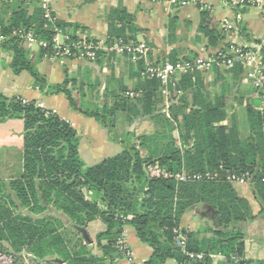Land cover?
Listing matches in <instances>:
<instances>
[{
    "label": "trees",
    "instance_id": "obj_1",
    "mask_svg": "<svg viewBox=\"0 0 264 264\" xmlns=\"http://www.w3.org/2000/svg\"><path fill=\"white\" fill-rule=\"evenodd\" d=\"M23 2L14 0L9 19L0 16V44L12 55L10 66L14 73L29 71L34 86L44 94H65L73 110L94 117L123 150L87 165L79 152L80 135L69 121L34 100L8 97L0 91V122L17 118L22 119L24 125L23 176L0 179V250L18 253L27 248L40 258L51 255L67 264H105V256L117 252V239L124 226L130 224L138 238L153 249L144 264H166L169 259L190 260L176 245L179 234L189 238V250L204 251L206 255L220 252L228 259L241 256L245 250L247 224L264 215V115L261 111L247 103L250 134L244 139L237 116L230 126L221 124L227 117L221 103L218 106L209 101L199 103L194 98V105L199 108L182 110V103L188 104L183 93L168 117L147 109L153 93L150 96L145 93L137 102L141 109L138 110V104L134 107L141 114H153L155 131L120 135L116 130V115L121 107L126 110L131 104L130 97L118 96L117 106L110 108L78 97L72 77L66 76L61 83H50L37 68L48 51L38 48L32 55L14 31L32 30L40 39L50 40L57 24L47 20L39 7L29 14ZM199 28L209 46L215 47L225 38L220 22L210 17L208 9H202ZM239 29L243 30L241 25ZM262 45L264 56V42ZM229 71L238 76L243 74L239 65ZM150 80L154 84L152 90L158 89L160 81ZM180 86L184 90H195L190 77L184 78ZM175 131L180 139H194L193 147L182 148ZM142 149L148 151L147 156L142 155ZM150 165L174 173L214 171L218 178L177 181L154 177L148 171ZM229 174L249 176L254 197L260 205L257 214L253 213L248 199L240 196L227 179ZM199 207L214 223V227L209 228L213 235L206 240V245L180 226L184 214ZM96 219L106 224V229L96 237L103 253L101 257L88 249L89 240L85 237L87 225ZM68 235L76 237L75 242ZM248 262L264 264V261ZM209 263L208 257L196 262Z\"/></svg>",
    "mask_w": 264,
    "mask_h": 264
},
{
    "label": "crops",
    "instance_id": "obj_2",
    "mask_svg": "<svg viewBox=\"0 0 264 264\" xmlns=\"http://www.w3.org/2000/svg\"><path fill=\"white\" fill-rule=\"evenodd\" d=\"M188 1L186 5L181 6L168 1L155 0H24L23 6L27 7L29 14L37 7L43 11L46 7L57 26L66 35L107 41L121 35L128 39L144 41L150 47L146 61L135 62L129 55L103 51L95 61L45 56L37 63V68L50 83H61L66 76L74 78L75 94L78 97H85L87 102L93 101L100 106L108 105L114 108L117 106L118 96L134 93L136 96H128L131 104L126 110H122L121 107L117 112L116 130L120 135L126 132H131L133 135L152 133L156 129L152 119L153 114H141L138 111L141 109V105L137 103L138 99L145 93L149 96L153 93L152 98L148 99L147 109H154L156 113L162 112L170 117L171 107L180 101L181 96L172 95L171 99H166L161 92V85L158 89L152 90L154 84L142 74L146 62L172 61L193 57L205 51L214 53L231 43L262 44L264 42V0H256V4L243 8L232 6L226 0ZM13 3L14 0L2 2L0 0V16L9 19L14 7ZM202 9H208L210 17L220 22L221 27L225 20L233 22L237 26V32L230 36L225 34V38L217 46H209L207 37L199 28ZM76 25L81 27L77 28ZM240 25L243 28L241 31ZM31 51V54L35 55L38 49L34 48ZM11 61V53L5 51L0 44V91L8 97L20 96L26 101L34 100L40 106L69 121L80 135L79 152L87 165H94L123 150L119 142L109 138L106 129L94 117L73 110L63 93L48 95L41 92L34 86V79L29 71L14 73L10 66ZM186 77L192 79L195 90L181 88V82ZM178 84L186 94L188 103H182V110L199 108L194 105V98L199 103L209 101L216 106L221 103L222 109L227 113L226 119L221 124L230 126L234 116H237L241 137L245 139L249 136L250 125L246 105L250 102L259 109L262 100L250 82L243 78V74L238 76L232 71L219 72L215 69L200 71L193 75H179ZM134 104H138V110ZM239 113L242 116L245 114L247 127L241 126ZM118 117L125 120L123 133L118 130ZM181 117L179 115L180 119ZM23 128L22 119L14 118L0 122V179L2 180L23 176ZM242 128L245 134L242 133ZM178 140L185 149L193 147L195 141L194 139L185 141L183 137L182 139L178 137ZM112 149L116 152L110 155ZM147 154L148 151L142 149V155L147 156ZM233 185L240 196L248 199L253 213L257 214L260 205L254 197L251 184L233 183ZM54 214L60 216L59 213ZM180 226L194 233L195 240L204 245L213 235L209 228L214 227V223L203 214L200 207L187 211L181 219ZM105 229L106 224L100 219L89 222L86 228L88 249L97 257H101L103 253L93 239L95 240V237ZM246 233L245 250L241 256L247 261H264V215L249 222ZM121 235L131 249L133 264H144L153 252L152 247L138 238L135 228L130 224L124 226ZM188 241L187 237V244ZM182 254L185 255L183 252ZM17 255L35 264L49 262L67 264L51 255L40 258L27 248ZM206 257L209 258V264H234L233 258L228 259L220 252L212 251L207 253ZM103 261L105 264H128V260L116 251L105 256ZM196 262L199 261L179 262L176 259H169L166 264H196Z\"/></svg>",
    "mask_w": 264,
    "mask_h": 264
},
{
    "label": "built area",
    "instance_id": "obj_3",
    "mask_svg": "<svg viewBox=\"0 0 264 264\" xmlns=\"http://www.w3.org/2000/svg\"><path fill=\"white\" fill-rule=\"evenodd\" d=\"M158 2L168 1L175 5H186L188 0H155ZM235 7L243 8L256 4V0H226ZM44 17L55 23L50 11L44 7ZM224 33L228 36L237 32V26L229 20H225L222 25ZM14 33L19 34L27 48H44L48 51L47 56H59L63 58L83 59L95 61L103 51L116 54L129 55L135 62L146 61L148 59L150 47L144 41L128 39L122 36L113 38L111 41L94 38H75L66 35L63 30L56 25L55 31L50 40L40 39L32 30L16 29ZM1 42V38H0ZM237 65L243 68V78L250 82L256 89L262 100V105L258 109L264 115V56L262 44H241L231 43L228 47L217 52L205 51L192 58H180L175 61L165 60L161 62H146L142 74L148 79L160 81L161 92L166 99H171L172 95L179 97L183 91L178 84V76L182 74H196L200 71L220 70L229 71ZM127 96H136L134 93H127ZM151 176L174 178L177 181H202L214 180L218 178V173L214 171L170 172L156 166H148ZM227 179L232 183H249L248 175L229 174ZM175 232H178L175 229ZM176 245L190 260L202 262L206 259V253L202 251L189 250L187 246V236L179 234L176 237ZM117 252L128 260V264H133L132 252L126 240L121 235L116 243ZM234 264H255L249 263L242 256H233ZM0 264H17L14 253L0 250Z\"/></svg>",
    "mask_w": 264,
    "mask_h": 264
},
{
    "label": "rangeland",
    "instance_id": "obj_4",
    "mask_svg": "<svg viewBox=\"0 0 264 264\" xmlns=\"http://www.w3.org/2000/svg\"><path fill=\"white\" fill-rule=\"evenodd\" d=\"M2 2V1H1ZM30 49V48H29ZM34 49V48H33ZM33 49H30V51L31 50H33ZM38 49V48H37ZM32 52V51H31ZM56 57H59V56H56ZM61 58H63V57H61ZM190 58H192V57H190ZM25 73H28L27 71L25 72ZM241 113V112H240ZM239 113V118H240V124H241V126L243 127V126H245V127H247V125H248V121H247V119L246 118H244L245 116V111H243V113H245L243 116H242V114H240ZM119 118V117H118ZM118 122H119V128H118V130L120 131V133H123L124 132V129H125V120H122V118L120 117L118 120H117ZM242 130V133L243 134H245L244 133V131H243V128L241 129ZM175 134L177 135L178 134V132L177 131H175ZM123 148V147H122ZM115 152L116 151H114V149H112V151H110V155H113V154H115ZM210 219V218H209ZM70 237L72 238L73 236H71L70 235ZM75 238L76 237H73L72 239H73V242H75ZM93 242L95 243V244H97V240H96V237H95V240L93 239ZM104 243H105V241H104ZM13 253H14V255H15V258H16V263L17 264H35V263H33V261H29V260H24L22 257H20L19 255H17V253L15 252V251H13ZM50 258L52 259V257L50 256ZM36 264H38V263H36ZM39 264H41V263H39ZM42 264H46V263H42ZM48 264H57L56 262H49Z\"/></svg>",
    "mask_w": 264,
    "mask_h": 264
}]
</instances>
